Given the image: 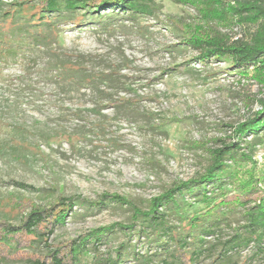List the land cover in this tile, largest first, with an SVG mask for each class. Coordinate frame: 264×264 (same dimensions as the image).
Returning <instances> with one entry per match:
<instances>
[{"label": "rangeland", "instance_id": "obj_1", "mask_svg": "<svg viewBox=\"0 0 264 264\" xmlns=\"http://www.w3.org/2000/svg\"><path fill=\"white\" fill-rule=\"evenodd\" d=\"M155 1L154 16L107 11L89 26L62 25L47 48L0 63V223L18 226L34 205L75 199L48 247L27 236L4 243L1 230L0 264H26L49 249L67 256L71 241L114 223L131 224L130 207L87 208L81 199L118 194L147 210L154 197L202 176L213 151L238 142L236 126L261 110L264 73L224 58L202 62L186 43L193 36L248 40L256 26L222 13L240 0ZM242 143L218 188L186 191L178 196L181 207L168 212L177 234L214 231L196 264H212L224 242L244 232L254 204L239 201L251 174L257 179L252 186L264 191V137ZM161 243L138 225L117 230L79 264H112L119 251L121 264H139L141 256L158 264L166 257ZM233 262L264 264V252L251 245Z\"/></svg>", "mask_w": 264, "mask_h": 264}, {"label": "trees", "instance_id": "obj_2", "mask_svg": "<svg viewBox=\"0 0 264 264\" xmlns=\"http://www.w3.org/2000/svg\"><path fill=\"white\" fill-rule=\"evenodd\" d=\"M239 4L222 13H232L240 17L241 21L256 26L248 40L193 36L186 43L200 52L202 62L211 58H224L245 71L252 68L260 74L264 73V0H240ZM158 8L160 7L155 0H0V63L16 61L21 54H27L36 48H47L58 37L62 25L79 28L89 26L99 21L107 11L127 14L133 18L139 15L154 16ZM234 133L238 142L224 143L214 150L212 164L202 176L182 182L154 197L147 210L140 209L118 194H104L96 201L81 199L80 205L87 208L101 209L108 204L126 205L132 211L133 222L114 223L71 241L67 256H61L59 249H49L44 257L27 259L26 264H79L81 255L92 249L98 250L105 235L117 230L132 231L137 225L143 234L155 235L162 242L160 247L166 257L158 264H196L207 250L205 238L213 235L214 231L188 228L185 234H177L176 228L170 223L168 212L181 207L178 196L182 197L186 191L193 192L210 185L218 188L225 178L227 162L232 161L243 150L242 141L259 134L261 138L264 137V102L255 117L236 126ZM241 156L252 160L244 152ZM250 180L247 187H244L245 197L239 201L244 207L254 204L245 215L242 227L244 232H238L224 242L220 256L212 264H234L233 260L240 250L251 245L256 247L257 252H264V191L258 193L256 187L252 186L257 182L254 175L251 174ZM74 200L61 199L49 207L34 205L18 226L0 223V231L4 233V236L1 235L2 241L10 243L16 236H27L34 245L48 247L49 237L56 227L66 223L75 205ZM184 220L190 221L188 218ZM192 221L197 223L199 217L193 216ZM4 259V256H0V261L4 262ZM122 261V252L119 251L118 259L112 264H121ZM138 263L153 264V260L141 256Z\"/></svg>", "mask_w": 264, "mask_h": 264}]
</instances>
